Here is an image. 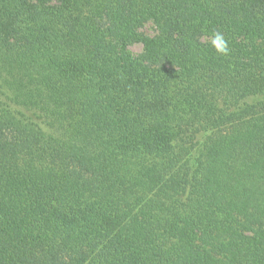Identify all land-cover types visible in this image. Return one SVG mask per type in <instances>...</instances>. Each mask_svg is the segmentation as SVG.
Instances as JSON below:
<instances>
[{
  "label": "trees",
  "instance_id": "16d2710c",
  "mask_svg": "<svg viewBox=\"0 0 264 264\" xmlns=\"http://www.w3.org/2000/svg\"><path fill=\"white\" fill-rule=\"evenodd\" d=\"M0 264H264V0H0Z\"/></svg>",
  "mask_w": 264,
  "mask_h": 264
},
{
  "label": "rangeland",
  "instance_id": "374dc122",
  "mask_svg": "<svg viewBox=\"0 0 264 264\" xmlns=\"http://www.w3.org/2000/svg\"><path fill=\"white\" fill-rule=\"evenodd\" d=\"M142 31H144L147 34H154L155 29L152 23H147L145 26H143ZM130 50L137 54L142 50L141 44H133L130 46Z\"/></svg>",
  "mask_w": 264,
  "mask_h": 264
},
{
  "label": "clouds",
  "instance_id": "9594fccd",
  "mask_svg": "<svg viewBox=\"0 0 264 264\" xmlns=\"http://www.w3.org/2000/svg\"><path fill=\"white\" fill-rule=\"evenodd\" d=\"M213 43H214V46L217 48L218 51H220L222 53H227V51H228L227 43L221 34H219V33L216 34Z\"/></svg>",
  "mask_w": 264,
  "mask_h": 264
}]
</instances>
